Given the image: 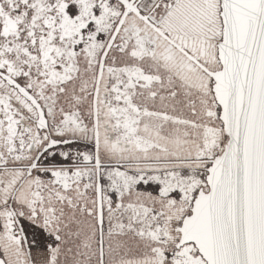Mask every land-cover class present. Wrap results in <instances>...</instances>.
Instances as JSON below:
<instances>
[{
  "label": "snow or ice",
  "instance_id": "obj_1",
  "mask_svg": "<svg viewBox=\"0 0 264 264\" xmlns=\"http://www.w3.org/2000/svg\"><path fill=\"white\" fill-rule=\"evenodd\" d=\"M0 264H264V0H0Z\"/></svg>",
  "mask_w": 264,
  "mask_h": 264
}]
</instances>
